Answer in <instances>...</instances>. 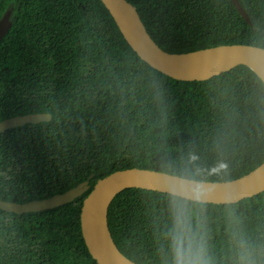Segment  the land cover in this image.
<instances>
[{
  "label": "trees",
  "instance_id": "1",
  "mask_svg": "<svg viewBox=\"0 0 264 264\" xmlns=\"http://www.w3.org/2000/svg\"><path fill=\"white\" fill-rule=\"evenodd\" d=\"M171 53L233 43L264 47V0H128ZM12 25L0 41V121L51 119L0 133V198L16 202L90 188L64 205L0 209V264H98L80 211L95 182L124 168L225 181L264 161V81L247 65L202 81L142 60L101 0H0ZM191 218L209 264H264V190L208 203L143 188L115 195L107 224L140 264H175L174 208Z\"/></svg>",
  "mask_w": 264,
  "mask_h": 264
},
{
  "label": "water",
  "instance_id": "2",
  "mask_svg": "<svg viewBox=\"0 0 264 264\" xmlns=\"http://www.w3.org/2000/svg\"><path fill=\"white\" fill-rule=\"evenodd\" d=\"M115 20L123 37L151 67L185 81H202L244 64L263 81L264 47L233 43L189 52L171 53L162 49L146 29L137 8L128 0H101ZM247 21L250 18L239 2L232 0ZM12 25V9L0 18V41ZM218 50L211 57L198 52ZM51 119L49 112L15 115L0 121V133L27 123ZM167 192L190 200L208 203H233L264 190V161L250 172L225 181L199 180L150 168L130 167L115 170L99 178L84 198L80 223L85 244L98 264H140L124 255L116 246L107 224L108 207L116 194L126 188ZM90 188L88 180L64 192L41 199L16 202L0 198V209L18 214L41 211L64 205ZM105 233L109 243L106 241Z\"/></svg>",
  "mask_w": 264,
  "mask_h": 264
},
{
  "label": "clouds",
  "instance_id": "3",
  "mask_svg": "<svg viewBox=\"0 0 264 264\" xmlns=\"http://www.w3.org/2000/svg\"><path fill=\"white\" fill-rule=\"evenodd\" d=\"M172 248L175 264H209L202 244L195 239L190 216L180 207L173 213Z\"/></svg>",
  "mask_w": 264,
  "mask_h": 264
},
{
  "label": "bare ground",
  "instance_id": "4",
  "mask_svg": "<svg viewBox=\"0 0 264 264\" xmlns=\"http://www.w3.org/2000/svg\"><path fill=\"white\" fill-rule=\"evenodd\" d=\"M218 52V50H206V51H201V52H198V55L200 57H211L212 55L216 54ZM264 74V71H260ZM105 238H106V241L109 243V239H108V236L107 234L105 233Z\"/></svg>",
  "mask_w": 264,
  "mask_h": 264
}]
</instances>
